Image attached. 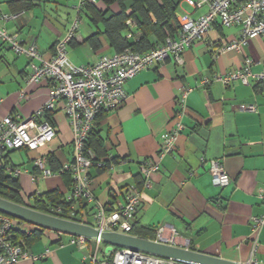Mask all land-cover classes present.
<instances>
[{
    "label": "crops",
    "instance_id": "1",
    "mask_svg": "<svg viewBox=\"0 0 264 264\" xmlns=\"http://www.w3.org/2000/svg\"><path fill=\"white\" fill-rule=\"evenodd\" d=\"M30 1L18 20L4 22L0 17V28L16 34L26 45L35 44L42 58L48 60L56 41L75 18L78 0ZM93 1L105 17L121 10L114 1ZM9 2L0 0V16L13 12L14 6ZM124 6L129 16L130 2H124ZM204 11H194L182 0L176 15L186 13L196 18ZM79 18L81 25L67 48L71 64L92 65L101 56L114 54L103 26L94 24L86 10L79 13ZM150 18L155 21L152 15ZM123 35L133 43L141 33L131 21ZM237 35L238 28H224L216 22L201 40L183 52L181 66L169 59L125 82L123 104L101 114L94 128V138L104 147L99 157L110 166L102 171L95 167L88 171L94 202L81 209L84 221L89 222L97 208L112 211L124 202L127 188L140 186V163L156 160L161 135L173 128L180 115L178 120L184 128L175 150L160 161L159 170L151 176V186L142 190L141 205L132 220L138 233L133 236L153 240L158 229L164 227L165 237L177 234L179 247L187 240L188 248L195 252L249 263L251 219L264 214L258 197V192L264 194V81L250 80L249 85L236 81L224 86L213 78L240 69L245 59L252 60L253 74L264 70V38L249 39L240 51H223ZM150 41L155 42L154 36ZM28 74V60L0 46V118L28 117L47 100L50 84L45 80L28 83ZM183 90L188 92L181 107L177 100ZM239 106H255L256 111H240ZM48 120L55 137L47 146L36 151L14 150L8 159L11 165L24 170L17 178L25 197L39 192L65 199L72 183L68 173L59 174L58 170L73 159L71 127L60 106ZM14 153H25L28 162L15 164ZM39 157L47 159L53 172L50 178L39 175L34 162ZM211 160L222 165L229 178L227 185L212 184ZM32 176L36 177L34 183ZM43 235L47 241L41 244ZM43 235L28 247L39 259L17 264H80L82 255L76 247L57 246V236L50 231ZM257 241L254 258L264 264V227Z\"/></svg>",
    "mask_w": 264,
    "mask_h": 264
},
{
    "label": "built area",
    "instance_id": "2",
    "mask_svg": "<svg viewBox=\"0 0 264 264\" xmlns=\"http://www.w3.org/2000/svg\"><path fill=\"white\" fill-rule=\"evenodd\" d=\"M87 2L94 1L78 0L77 14L71 20L67 31L56 41L48 60L42 58L35 44L24 45L16 34L0 28V43L7 46L14 54L30 59L27 82L38 83L45 80L50 84L47 100L32 115L25 118L6 115L0 118V167L3 166V157L8 152L22 148L36 151L52 141L55 131L48 116L60 106L71 127L73 159L71 163L63 164L58 173L69 172L72 189L70 194L61 200V204L51 208L52 214L48 215L91 226L100 233L131 235L132 220L141 205L142 190L151 186V176L159 170L160 161L175 150L177 138L184 126L178 120L181 116L179 115L178 118L176 116L173 128L160 137L156 160L148 159L140 163V186L127 188L124 202L118 203L112 211L97 208L91 220L87 222L82 219L78 205L94 202L88 171L95 166L102 168L105 162L98 160L87 148L88 137L94 129L98 116L115 110L123 104L125 82L140 72L155 68L169 59H172L175 65L181 66L183 52L196 41L201 40L216 22L224 28H238L236 39L224 46L223 51H240L249 39L264 38V0H183L192 10L205 9V11L196 18L186 13L176 15L179 33L175 38H166L163 44L144 54L126 49L120 53L103 55L92 65L75 66L68 59L67 48L81 25L79 13ZM23 14L24 12L21 11L2 14L0 17L4 22L16 21ZM126 24L130 25L131 21H127ZM251 65L252 60L245 59L240 69L213 79L224 86L236 81L243 85H249L250 80L255 83L264 81V70L253 74L250 71ZM187 92L188 90H183L177 100L181 107ZM238 110L255 112L256 108L239 106ZM203 161L202 159L201 162ZM34 162L42 178L53 176L46 158L39 157ZM23 173L24 170L19 168H6V174L11 177H18ZM209 174L215 186L222 187L229 182L222 165L216 160L210 161ZM31 181L34 183L36 177L32 176ZM34 195L37 197L39 192H35ZM258 197L264 209V194L258 192ZM18 227L27 234L33 226L0 215V264H17L20 261L39 259L29 252L23 239L16 238L15 231ZM263 227L264 214L251 219V253L248 264H258L254 257L258 245L257 236ZM41 230L55 233L57 246L69 244L76 247L82 255L80 264H179L175 260L125 248H113L107 252V246L100 238L89 239L47 229ZM152 241L179 247L177 234L173 232L170 237H165L164 227L158 229ZM182 245L180 248L188 249L189 243L185 240ZM44 257L40 256V258Z\"/></svg>",
    "mask_w": 264,
    "mask_h": 264
},
{
    "label": "trees",
    "instance_id": "3",
    "mask_svg": "<svg viewBox=\"0 0 264 264\" xmlns=\"http://www.w3.org/2000/svg\"><path fill=\"white\" fill-rule=\"evenodd\" d=\"M112 1L119 3L121 5V10L118 13H115L108 17H105V14L98 9L94 2H87L81 7L80 11L86 10L90 13V19L94 24H101L103 26V33L115 53H120L126 49H129L133 52L144 54L163 44L166 38H175L179 33V25L176 19V10L178 3L182 0H107V3ZM126 1L130 2L131 14L129 16L125 13L126 9L124 6V2ZM31 3L32 2L30 0H11L9 4H13L14 9L10 14L26 11ZM150 15L154 17L155 21L151 20ZM127 21H133L137 25V29L141 33V36L133 43H130L123 35L126 29ZM151 36H154L155 42L150 41ZM0 46L8 48L3 43H0ZM14 55L18 57H25L16 54ZM26 59L28 60L29 65L30 59ZM100 115L98 116V118H100ZM97 120L95 122V125L97 123ZM93 134L94 129L88 137L87 148L93 149V151L96 153V158L98 160H102L99 156L103 155V144L102 142H100V140L94 138ZM10 152H8L3 157V166L0 167V197L15 204L29 207L37 212L52 214L51 208L61 204L62 199H60L58 195L54 193H39L37 197H35L34 194L25 197L21 193L18 178L11 177L6 174L7 167L20 169V167L10 164V161L8 159ZM107 162H104V166L102 168H97L96 166L95 168L102 171L110 166V163ZM65 173L69 174V172H63L61 174ZM88 177L90 178L89 174ZM84 206L85 203H80L78 205L79 213L81 209L84 208ZM0 215L6 216L1 213ZM20 225L21 223H19V226ZM43 233L44 231H42L41 229L33 227L30 228V231L27 234L23 233L22 229H20L19 227L15 231L16 238L23 239L27 247L38 241ZM137 233L138 232H136L133 227L130 234L136 235Z\"/></svg>",
    "mask_w": 264,
    "mask_h": 264
},
{
    "label": "water",
    "instance_id": "4",
    "mask_svg": "<svg viewBox=\"0 0 264 264\" xmlns=\"http://www.w3.org/2000/svg\"><path fill=\"white\" fill-rule=\"evenodd\" d=\"M0 213L18 222L30 226L52 230L63 234L81 236L85 238H100L106 244V251L113 248H125L165 259L175 260L181 264H239L195 252L191 249L169 246L152 240L120 233H100L91 226L57 218L37 212L29 207L15 204L0 197Z\"/></svg>",
    "mask_w": 264,
    "mask_h": 264
},
{
    "label": "rangeland",
    "instance_id": "5",
    "mask_svg": "<svg viewBox=\"0 0 264 264\" xmlns=\"http://www.w3.org/2000/svg\"><path fill=\"white\" fill-rule=\"evenodd\" d=\"M12 160L15 164H21L22 162H24V163L28 162L25 153H23V154L14 153V154H12ZM39 188H40L39 190H42L41 184H40ZM44 241H47V237L45 235L42 236V239L40 241L41 244H44L45 243ZM53 252H55V251H53ZM58 264H62V263L59 262Z\"/></svg>",
    "mask_w": 264,
    "mask_h": 264
}]
</instances>
